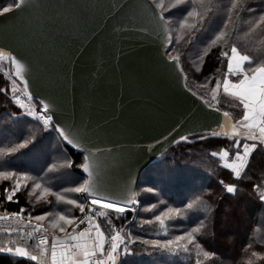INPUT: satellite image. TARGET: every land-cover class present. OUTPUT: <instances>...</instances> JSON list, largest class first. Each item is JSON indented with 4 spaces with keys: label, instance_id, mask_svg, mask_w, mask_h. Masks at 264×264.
Segmentation results:
<instances>
[{
    "label": "trees",
    "instance_id": "obj_1",
    "mask_svg": "<svg viewBox=\"0 0 264 264\" xmlns=\"http://www.w3.org/2000/svg\"><path fill=\"white\" fill-rule=\"evenodd\" d=\"M17 2L0 0V10ZM163 2L164 10L158 9L173 34L168 56L179 58L187 87L210 106L229 113L238 124L244 114L239 101L223 93L216 100L209 99V95L218 81L223 82L227 72V59L221 57L222 52L230 53L235 46L241 54L251 58L254 66L264 63V23L260 22V17L264 16V0ZM189 12L191 16L187 14ZM221 31L225 33L224 37L213 44L212 41ZM1 58L8 61L13 74L10 59ZM13 79L18 83L14 74ZM200 134L209 138L201 140L194 134L188 137L190 142L175 143L143 172L137 189L140 208L135 217L128 212L126 218H121L117 223H109L106 218L101 220V224L109 229L115 224L124 226L127 221H131L126 227V234L135 243L131 242L129 246L130 255H124L121 247L117 264H196L198 258L200 264H264V203L259 199V192L254 190V185H264V144L236 134L222 137H211V133ZM25 140L29 141L28 145L19 147ZM237 140L241 147L244 143L257 144L239 180L229 169L223 168L219 156L220 152L228 150L231 162L237 150ZM212 152L218 155L212 156ZM72 161L74 164L69 168L67 164ZM82 162L81 154L61 142L54 130L48 132L39 121L25 115V110L12 100L9 86L0 73V171H15L27 177H12L9 180L0 178V215L20 213L21 209H25L22 215L26 218L29 214L35 217L48 212H63L77 218L81 214L79 209L65 204L58 197L64 196L83 203L79 193L66 191L83 182L84 176L80 170ZM52 165L56 167L50 171ZM17 178L20 179L21 189L9 202L4 190H11ZM34 180L41 182L42 189L49 188L50 193L55 195L44 194L42 189H37L36 194L31 195ZM221 180L225 184L237 186L235 197L226 193L225 187L219 183ZM25 184L27 187H24ZM148 188L154 191L148 192ZM40 196L43 198L37 199ZM198 198L203 199L201 213L188 212L187 216L181 213L183 218L166 221V235L165 229L155 221V216L167 207L186 210V205ZM161 200L165 203L162 204ZM205 214L209 217L206 226L196 234V241L188 246V252L180 249L175 254L162 253L154 250L150 244L143 243L144 240H166L181 235L197 226ZM55 218L49 216L45 221H33L45 226L57 237L69 234L71 226H66L65 232L52 227L51 221ZM147 220L153 223H144ZM196 243L200 245L199 249L195 247ZM32 244L37 245L34 241ZM197 252L200 253L199 257ZM204 252L210 255L206 257ZM0 264L31 263L13 262L2 256Z\"/></svg>",
    "mask_w": 264,
    "mask_h": 264
},
{
    "label": "water",
    "instance_id": "obj_2",
    "mask_svg": "<svg viewBox=\"0 0 264 264\" xmlns=\"http://www.w3.org/2000/svg\"><path fill=\"white\" fill-rule=\"evenodd\" d=\"M172 44L152 0H38L0 16V57L25 93L40 105L43 98L59 120L83 123L99 145L92 182L104 201L132 192L137 199L143 172L181 136L235 135L232 116L187 87L179 58L168 56ZM12 57L24 65L23 79ZM68 238L54 239L76 243Z\"/></svg>",
    "mask_w": 264,
    "mask_h": 264
},
{
    "label": "snow or ice",
    "instance_id": "obj_3",
    "mask_svg": "<svg viewBox=\"0 0 264 264\" xmlns=\"http://www.w3.org/2000/svg\"><path fill=\"white\" fill-rule=\"evenodd\" d=\"M152 3L156 8H159L161 11L164 10L165 5L163 0H160L159 3L156 0H152ZM22 6L25 9H31L35 6H38V0H19V2L14 5L10 4L5 6L2 10H0V16H4L7 13H11L15 9H21ZM236 4H233V9H235ZM189 16L192 15L191 12L187 13ZM260 22L264 23V16L260 17ZM187 21H185V24ZM225 33L223 31L220 32L218 36L212 41V43H216V41L220 40L224 37ZM222 58L227 59V72L225 73V78L221 83L218 81L216 83V90L220 89L221 86L224 89L225 93H229L233 97L237 98L239 103L243 106L244 114L243 118L240 121V124L248 129V135L246 137L247 140L251 141H259L260 144H264V63H260L258 65H253L251 58L248 55L241 54L238 49L233 46L229 52H222ZM13 61L16 63V75L23 79L22 69L24 65L20 63V61L16 60L15 57H12ZM178 58L176 56H172L171 60L175 62ZM235 78V79H232ZM13 85H15V81H13ZM25 88L28 86V81L24 80ZM15 86L13 87V92H15ZM32 96L29 94V99ZM19 107L21 109H26L25 115L31 117L37 121L42 122V127L48 132L55 131L56 135L59 137V140L63 143H66L68 146H72L74 150L79 147L82 156V164L80 165V170L83 174H85L86 178L83 182L76 187H71L66 189V191L74 192V193H83L86 194V199H88V204L92 206L89 210V214L83 215L79 218V224H87V227L81 232L76 233L75 228H73V234H71L68 238L69 241H75L76 243L71 244L69 242L63 240H55L52 244V264H117V259L120 256L121 246L123 245V251L125 255H130L128 252V244L125 242V236L127 234H121L120 231L114 230V234L111 235L109 240H106L104 233L100 230V225L95 223V207L99 206L104 210H110L116 214V216L120 217L123 214L131 211L135 212L136 209L134 205L138 203L136 199V194L134 192L127 195L122 202H116L112 200L104 201L100 198H97L95 193L98 191V188L93 187L92 182V160L96 156V152H93L91 149L96 148L99 151V145L92 142V138L89 136V129L83 123H76L73 120H59L56 116V113L48 102H44V99H40V103L42 104V108L40 113L38 114L31 106L25 105L17 100ZM206 107H209L207 101H202ZM224 117L228 116V113H223ZM234 134L236 125L232 126ZM204 131H208L211 133V137H222L227 136V132H217L212 129H204ZM198 135L201 140L208 139L209 137L203 136L200 133H195ZM180 142H190L188 136H181L176 143ZM29 141L25 140L23 144L19 145V147H26ZM257 147L256 143H244L241 147L239 141H236L235 148L237 149L234 154V159L229 161L230 153L228 150H223L219 153L220 159L223 161V168L229 169L233 174L235 179L239 180L245 169L248 166V160L253 151H255ZM84 153H87L86 155ZM212 156H217V152H212ZM74 161L69 162L67 166L69 168L72 167ZM56 165H52L49 169H55ZM12 177H23L27 178L24 173H17L15 171H0V178L4 180H9ZM219 183L225 187V191L227 194L235 197L237 194L238 188L234 184H225L223 180L219 181ZM33 188L31 191V195L36 194L37 189H42V184L39 181H33ZM27 187V184L24 185ZM264 185L256 184L254 185V190L259 192V199L262 203H264ZM21 189L20 179L17 178L14 182L11 190L5 188L6 198L9 202L13 201V197L17 192ZM148 192H153V188H148ZM42 192L44 194H53L50 193L49 188H43ZM43 196L37 197V199H42ZM59 200L63 201L67 205H73L79 209L81 213L85 212V204L78 203L75 199H67L64 196H59ZM161 203H165V201L161 200ZM201 204H203V199L198 198L197 201L193 203H188L186 205V210L180 207H167L164 211H162L159 215L155 216V221L159 222V225L162 229H165V234L167 235V225L166 221L175 220L176 218L181 217V213H184L187 216L188 212H192L193 214L201 213ZM153 208L156 205H152ZM25 209H21L20 213H12L18 223H24V217L22 213ZM106 212H100L101 216H105ZM49 216H55L56 218L51 221L53 228H59L61 232L66 231V226L75 225L77 218L69 215H65L63 212L52 213L48 212L42 215H36L33 217L31 214L28 215L27 221L30 223L33 219L37 222L45 221ZM10 219L8 215H0V221H5ZM209 219L207 214L204 215V219L200 220L198 225L195 227H191L190 230L185 231L181 235H176L174 238L166 239V240H144L143 243L148 245L150 244L154 250H159L162 253L175 254V252L183 249L184 252H188V246L194 244L196 241V234L201 232V229L206 226V221ZM110 223V221H109ZM146 224H151L153 221L147 220L144 221ZM42 225L37 223L32 225V231H41ZM93 228L95 229V238L91 243L87 241H82V238L89 235ZM19 231V229H17ZM47 238L42 239L38 245L45 246L47 245ZM135 243V240L131 241ZM183 242V243H181ZM108 244V251L105 252V244ZM197 249L200 248L198 243L195 244ZM41 250L47 253V247H42ZM0 251H6L7 253H13V248L9 247L7 249H0ZM15 255L19 257H28L30 254L24 247H16ZM204 256H209L210 254L207 252L203 253ZM107 256V260L104 257ZM200 256V253L197 252V257ZM33 261H36L38 257L36 255H31L30 257ZM196 264H200L199 258L196 261Z\"/></svg>",
    "mask_w": 264,
    "mask_h": 264
},
{
    "label": "built area",
    "instance_id": "obj_4",
    "mask_svg": "<svg viewBox=\"0 0 264 264\" xmlns=\"http://www.w3.org/2000/svg\"><path fill=\"white\" fill-rule=\"evenodd\" d=\"M13 100L16 102L19 100L21 103L31 106L38 114L41 111L42 106L40 104H37L32 98L29 99V95L25 94L21 89L18 94V98H13ZM17 103V102H16ZM18 104V103H17ZM19 105V104H18ZM41 124L42 122L39 121ZM80 198L83 200V203L85 204V212L81 213V215L77 218L76 224L79 226L76 227L75 225L71 226V230L73 232V228H75V232H81L87 227V224H79V218H81L85 214H89V210L92 206L88 204V199H86V194L79 193ZM139 207L135 206V209L137 210ZM99 206H96L94 211H95V220L99 216L100 212ZM12 213H8L10 219L5 220V221H0V234H6V235H20V236H25L29 240L34 241L36 244L39 245L40 241L44 239L45 237L47 238V245L51 244L54 234L49 232L43 225L41 231H32V225L37 224L35 221H31L30 223L27 221V218L24 217V223H18L16 218L11 215ZM19 229V231H17ZM46 246V245H45Z\"/></svg>",
    "mask_w": 264,
    "mask_h": 264
},
{
    "label": "crops",
    "instance_id": "obj_5",
    "mask_svg": "<svg viewBox=\"0 0 264 264\" xmlns=\"http://www.w3.org/2000/svg\"><path fill=\"white\" fill-rule=\"evenodd\" d=\"M224 91V89H223ZM228 97L238 100L237 98L233 97L229 93H226ZM225 95V94H224ZM95 223H98L100 225V230L104 233L106 240H109L112 233H107V228H105L101 224V220L98 219L95 221ZM112 224V223H111ZM113 230V226H111V229ZM64 234V233H63ZM95 238V229L93 228L91 232V238L88 239V243H91L92 240ZM52 244L46 245V246H40L32 244V241L26 238L25 236H1L0 235V249H7L9 247L13 248V253H7L6 251H0V257L5 256L11 259L13 262L16 261H24L26 263L31 264H52V258H51V252H52ZM74 244V243H73ZM16 247H24L29 252L28 257H19L15 255V248ZM42 247H47L48 251L47 253L43 252L41 250ZM108 251V244H105V252ZM31 255H36L38 259L36 261H33L30 257ZM105 260H107V256L104 257Z\"/></svg>",
    "mask_w": 264,
    "mask_h": 264
},
{
    "label": "rangeland",
    "instance_id": "obj_6",
    "mask_svg": "<svg viewBox=\"0 0 264 264\" xmlns=\"http://www.w3.org/2000/svg\"><path fill=\"white\" fill-rule=\"evenodd\" d=\"M5 66V67H4ZM7 66V67H6ZM2 71V72H1ZM12 71H10V68H9V65H8V61L7 60H5V59H3V58H1L0 57V73L4 76V78H5V80H6V83L8 84V86H9V89H10V93H11V95H12V100H13V98H18V94H19V92H20V86H19V84L13 79V74L11 73ZM13 81H15V85H13ZM15 86V92H13V87ZM22 89V88H21ZM220 93H223V94H225V95H227L224 91L223 92H221V88L220 89H218V90H216V88L214 89V91H213V93H211L210 95H209V99H214V100H216V98H217V96L220 94ZM14 101V100H13ZM17 102V101H16ZM15 101H14V103L15 104H17ZM18 105V104H17ZM19 106V105H18ZM25 111H26V109H24ZM248 129H245L241 124H240V122H238V124H236V133H238V135L239 136H241V137H243V138H246L247 137V135H248ZM85 179V178H84ZM139 202V201H138ZM139 204H140V202H139ZM140 205H138V207H139ZM100 208V207H99ZM101 210H100V212H102V211H104V212H106V214H105V216H101L100 215V212H99V216H98V219H100V220H102V219H104V218H106V221H113V222H120V219L122 218V219H125L126 218V216H127V213H125V214H123L122 216H120V217H118V216H116V214L114 213V212H112V211H110V210H104V209H102V208H100ZM138 210V209H137ZM137 210L135 211V212H132V214L133 215H135V213L137 212ZM131 212V211H130ZM81 215V214H80ZM79 215V216H80ZM78 216V217H79ZM77 217V218H78ZM135 217V216H134ZM133 217V218H134ZM96 221V220H95ZM103 225V224H102ZM115 228H113V230H111L110 231V229L109 228H107V233L108 234H110V233H112V234H114V230H116V231H120L121 232V234L123 235V234H125L126 233V227L128 226L127 225V222L124 224V226L123 225H121V226H119V225H117V224H115ZM45 227V226H44ZM46 228V227H45ZM47 229V228H46ZM48 230V229H47ZM70 230H71V227H70ZM49 232H51V231H49ZM52 233V232H51ZM53 234V233H52ZM128 234V233H127ZM7 236H11V235H7ZM125 242L128 244V252L130 253L131 251H130V249H129V246H131V239H130V237H128L127 236V238H125ZM123 246V245H122ZM121 246V247H122ZM122 253L125 255V253H124V251H122Z\"/></svg>",
    "mask_w": 264,
    "mask_h": 264
}]
</instances>
